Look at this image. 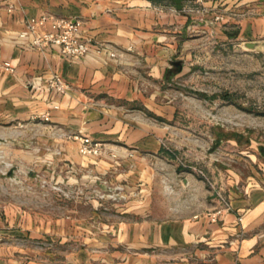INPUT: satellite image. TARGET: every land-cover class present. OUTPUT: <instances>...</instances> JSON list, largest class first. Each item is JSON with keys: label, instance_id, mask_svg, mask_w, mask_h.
<instances>
[{"label": "crops", "instance_id": "0c3cea01", "mask_svg": "<svg viewBox=\"0 0 264 264\" xmlns=\"http://www.w3.org/2000/svg\"><path fill=\"white\" fill-rule=\"evenodd\" d=\"M42 15L81 21L80 35L103 50L69 60L55 47L29 49L19 35ZM206 40L264 51V0H184L180 11L169 0H0L4 246L53 233L132 249V257L107 255L120 264H264V164L245 178L235 165L222 168L215 135L206 145L185 122L203 118L183 109L204 102L185 89L204 86L205 55L216 52ZM53 76L65 94L46 88ZM74 135L99 142L103 155H80ZM46 183L76 195L120 186L126 202L92 237L98 231L76 221V208L67 220L30 210V196L57 195Z\"/></svg>", "mask_w": 264, "mask_h": 264}, {"label": "rangeland", "instance_id": "374dc122", "mask_svg": "<svg viewBox=\"0 0 264 264\" xmlns=\"http://www.w3.org/2000/svg\"><path fill=\"white\" fill-rule=\"evenodd\" d=\"M205 47L216 52L205 55L204 86L199 87V91L195 87L185 89L188 97L202 96L204 102L198 104V109L192 103L183 109H188L189 114L202 111L203 118L189 117L185 122L191 129L199 130L194 137L206 145L212 143L215 135L214 142L220 145L222 168L235 165L241 178L250 177L258 162L264 164V51L248 48L242 41L215 44L206 40ZM200 176L206 177V174ZM242 184L238 182L239 187ZM48 186L50 192L57 195H43L39 199L30 196V210L56 214L67 220L74 217L69 211L76 208V221L80 225L90 224L98 231L91 232L92 237L100 235L101 224L110 223L126 202L125 195H100L99 191L95 195L78 192L76 195L67 186L46 183ZM224 202L222 198V205ZM35 218L29 217L34 222ZM22 239V244L7 248L5 239L0 237V264H120L125 260L107 255L115 251L127 257L135 254L128 248L88 246L82 239L63 242L53 233H33Z\"/></svg>", "mask_w": 264, "mask_h": 264}, {"label": "built area", "instance_id": "2783aa9c", "mask_svg": "<svg viewBox=\"0 0 264 264\" xmlns=\"http://www.w3.org/2000/svg\"><path fill=\"white\" fill-rule=\"evenodd\" d=\"M46 27L44 32H38L39 27ZM82 23L77 19L56 17L52 15H42L39 18H32L26 23L25 30L20 33L22 40L30 39L27 47L32 50H42L49 47L58 49L63 58L69 60H82L95 48V52L100 53L103 49L94 47L89 39L80 35ZM110 59L115 55L106 52ZM5 71H10L9 63L3 64ZM46 88L58 95L66 93L67 84L58 76H53L46 83ZM72 139L78 143V151L82 156L100 157L103 151L99 142H95L87 136L74 135ZM59 191V189H56ZM122 187L116 186L110 189L107 194L100 195H120ZM98 195V194H97ZM226 205V204H225ZM227 207V205H226ZM228 208V207H227ZM225 208V209H227ZM211 222L216 220V214L209 216Z\"/></svg>", "mask_w": 264, "mask_h": 264}, {"label": "water", "instance_id": "95a60500", "mask_svg": "<svg viewBox=\"0 0 264 264\" xmlns=\"http://www.w3.org/2000/svg\"><path fill=\"white\" fill-rule=\"evenodd\" d=\"M171 1L174 6H175V9L180 11L182 10V3L184 2V0H169ZM248 48H252L250 44H247Z\"/></svg>", "mask_w": 264, "mask_h": 264}]
</instances>
